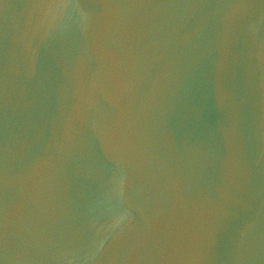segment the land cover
Wrapping results in <instances>:
<instances>
[{"label":"water","instance_id":"obj_1","mask_svg":"<svg viewBox=\"0 0 264 264\" xmlns=\"http://www.w3.org/2000/svg\"><path fill=\"white\" fill-rule=\"evenodd\" d=\"M0 264H264V0H0Z\"/></svg>","mask_w":264,"mask_h":264}]
</instances>
